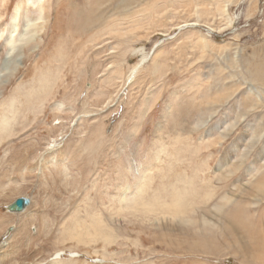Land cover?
Returning <instances> with one entry per match:
<instances>
[{"label":"rangeland","instance_id":"rangeland-1","mask_svg":"<svg viewBox=\"0 0 264 264\" xmlns=\"http://www.w3.org/2000/svg\"><path fill=\"white\" fill-rule=\"evenodd\" d=\"M0 220L1 264H264V0H0Z\"/></svg>","mask_w":264,"mask_h":264},{"label":"bare ground","instance_id":"bare-ground-1","mask_svg":"<svg viewBox=\"0 0 264 264\" xmlns=\"http://www.w3.org/2000/svg\"><path fill=\"white\" fill-rule=\"evenodd\" d=\"M17 16H18V7L15 9V11H14V14H13V26H12V28H11V30H10V37L7 39V41L6 42H8L9 43V46L11 47V49L15 46L14 44H15V42H14V31H15V24H16V20H17ZM158 45V44H157ZM15 48V47H14ZM139 49H137V51H138ZM153 52V51H152ZM149 54V53H148ZM148 54H146V53H143L142 54V58H141V62H139L138 64H135V65H133L132 67H131V69H130V76H131V74L132 73H136L137 71H138V69H139V67L142 65V64H144L143 62H145L146 61V57H147V59H148ZM151 56V55H150ZM149 56V57H150ZM129 76V77H130ZM129 77H128V79H129ZM225 200H228V199H225ZM137 201H135V202H133V204L135 205V206H137ZM141 206H142V204H143V206H146L145 204H146V202L144 203V202H142V204L140 203V202H138ZM138 204V205H139ZM133 205V206H134ZM135 206H134V208H135ZM24 210H25V208H24ZM18 214V213H17ZM0 222H1V220H0ZM23 231V230H22ZM5 242V241H4ZM3 244V243H2ZM5 245V244H4ZM2 247H3V245H2ZM254 252V251H253ZM7 253V252H6ZM5 259H7L6 257H4V256H0V264L1 263H4L5 262ZM9 261V260H8ZM7 261V262H8ZM8 264V263H7Z\"/></svg>","mask_w":264,"mask_h":264},{"label":"water","instance_id":"water-1","mask_svg":"<svg viewBox=\"0 0 264 264\" xmlns=\"http://www.w3.org/2000/svg\"><path fill=\"white\" fill-rule=\"evenodd\" d=\"M29 200L25 197H18L11 203L6 209L9 212H16L19 213L23 211V209L28 205Z\"/></svg>","mask_w":264,"mask_h":264}]
</instances>
